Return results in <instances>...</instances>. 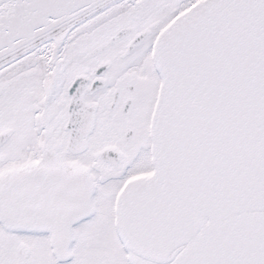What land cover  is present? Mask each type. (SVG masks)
Wrapping results in <instances>:
<instances>
[{
  "label": "snow or ice",
  "instance_id": "1",
  "mask_svg": "<svg viewBox=\"0 0 264 264\" xmlns=\"http://www.w3.org/2000/svg\"><path fill=\"white\" fill-rule=\"evenodd\" d=\"M0 264H264V0H0Z\"/></svg>",
  "mask_w": 264,
  "mask_h": 264
}]
</instances>
